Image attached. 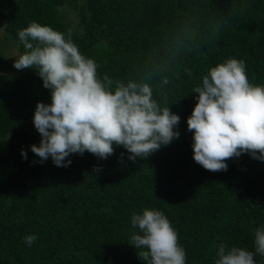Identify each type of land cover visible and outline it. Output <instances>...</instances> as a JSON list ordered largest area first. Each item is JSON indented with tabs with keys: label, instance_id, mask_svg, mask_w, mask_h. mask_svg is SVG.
Returning a JSON list of instances; mask_svg holds the SVG:
<instances>
[{
	"label": "trees",
	"instance_id": "trees-1",
	"mask_svg": "<svg viewBox=\"0 0 264 264\" xmlns=\"http://www.w3.org/2000/svg\"><path fill=\"white\" fill-rule=\"evenodd\" d=\"M32 22L71 30L101 79L151 82L154 98L180 116V136L134 161L114 144L106 160L86 151L66 157L68 167L51 157L40 163L30 146L41 136L26 126L51 90L31 68L7 73L0 41V264H146L129 244L138 231L130 218L145 208L168 217L186 264H215L220 243L254 251L264 161L243 153L226 161L227 171L206 170L194 161L187 120L198 103L193 89L228 58L243 60L250 83L264 85V0H0V40L21 54L18 31Z\"/></svg>",
	"mask_w": 264,
	"mask_h": 264
},
{
	"label": "clouds",
	"instance_id": "clouds-1",
	"mask_svg": "<svg viewBox=\"0 0 264 264\" xmlns=\"http://www.w3.org/2000/svg\"><path fill=\"white\" fill-rule=\"evenodd\" d=\"M18 36L25 52L13 66L33 69L51 90L52 103L38 102L33 117L41 141L30 148L40 163L51 157L55 166L68 167L72 161L66 157L86 151L106 160L114 154V144L134 161L179 138L180 116L154 98L153 84L146 79L114 81L106 74L101 79L97 62L81 54L71 30L65 34L32 22ZM184 71L192 76L190 69ZM169 83L165 76L156 86L162 91ZM193 93H198V103L187 125L196 163L217 172L227 171L226 161L243 153L264 161V85L250 83L243 60L228 58L210 67ZM21 156L27 160V151L22 149ZM130 223L138 231L131 233L129 244L146 264H186V251L162 210L145 208ZM36 240L32 234L24 242L31 247ZM254 248L220 243L215 264H257L254 257H264V227L255 230Z\"/></svg>",
	"mask_w": 264,
	"mask_h": 264
},
{
	"label": "rangeland",
	"instance_id": "rangeland-1",
	"mask_svg": "<svg viewBox=\"0 0 264 264\" xmlns=\"http://www.w3.org/2000/svg\"><path fill=\"white\" fill-rule=\"evenodd\" d=\"M69 17L72 18V14H69ZM3 30V26L0 25V34L2 33ZM2 42V51H3V58H4V68L5 71L9 74L11 73H15V67L14 62L15 60L19 57V55L21 54L19 51V48L12 44V42H10L7 39H1L0 40ZM10 64V67H7L5 65ZM52 100L48 101V104H51ZM26 128L31 132V134L33 135H37L39 134L38 131L36 130V128L34 127V123L33 121L27 122V126Z\"/></svg>",
	"mask_w": 264,
	"mask_h": 264
}]
</instances>
